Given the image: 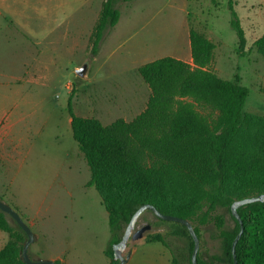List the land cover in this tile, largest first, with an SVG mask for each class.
Returning a JSON list of instances; mask_svg holds the SVG:
<instances>
[{
  "label": "rangeland",
  "instance_id": "1",
  "mask_svg": "<svg viewBox=\"0 0 264 264\" xmlns=\"http://www.w3.org/2000/svg\"><path fill=\"white\" fill-rule=\"evenodd\" d=\"M8 2L10 7L0 5V30L7 27V37L0 36V70L5 74L18 70L12 88L30 98L28 130L36 133L22 164L14 129L12 142L0 143V154L12 157L0 155V200L29 226L34 241L27 253L33 259L110 264L104 254L111 236L108 215L98 193L85 187L90 172L72 137L69 97L77 116L95 118L103 125L117 119L131 121L149 96L136 67L164 56L186 58L193 28L215 45L210 69L224 80L239 77L248 89L244 110L264 115V48L255 45L264 33V0H235L245 35L242 47L229 24L227 0L118 1L119 22L104 32L95 54L92 33L103 0ZM82 65L85 77L75 73ZM222 212L226 227L232 228L229 215ZM144 215L150 230L141 239L129 240L123 255L155 233L163 235L174 254L183 251L185 244L173 234L174 225L151 213ZM146 220L138 218L136 229ZM8 221L16 227L9 216ZM7 240L0 231V248ZM137 248L128 264H171L172 251L159 242L146 241ZM198 251L221 253L212 226L202 231Z\"/></svg>",
  "mask_w": 264,
  "mask_h": 264
},
{
  "label": "trees",
  "instance_id": "2",
  "mask_svg": "<svg viewBox=\"0 0 264 264\" xmlns=\"http://www.w3.org/2000/svg\"><path fill=\"white\" fill-rule=\"evenodd\" d=\"M118 1L131 0L102 2L92 33V54L104 32L119 21ZM227 7L230 27L242 47L245 35L235 0H227ZM189 42L192 65L164 56L138 68L150 94L145 108L131 121L117 119L103 125L95 118L77 116L71 96L68 99L72 137L90 172L85 187L98 193L108 215L111 236L104 254L110 264H118L113 245L143 204L189 221L199 241L202 231L213 227L221 253L198 251L197 264H234L231 247L240 224L230 207L237 200L264 194V115L244 110L248 89L239 77L224 80L210 69L212 41L190 28ZM255 45L264 48V33ZM222 211L232 220V228L226 227ZM144 213L151 212L139 216L146 220ZM237 213L243 227L235 247L237 264H264V202L242 205ZM152 216L174 225L173 234L185 246L174 254L161 233L146 236V241L169 248L171 264H192L194 242L187 228ZM0 231L8 237L0 248V264H25L20 253L26 235L2 212ZM29 257L35 260L30 253Z\"/></svg>",
  "mask_w": 264,
  "mask_h": 264
},
{
  "label": "water",
  "instance_id": "3",
  "mask_svg": "<svg viewBox=\"0 0 264 264\" xmlns=\"http://www.w3.org/2000/svg\"><path fill=\"white\" fill-rule=\"evenodd\" d=\"M75 73L79 77H85L86 76V65H82L76 68ZM254 202H264V194H259L253 197H248V198H243L241 200H237L233 202L230 207L232 216L240 224L239 232L236 235L235 239L233 240L232 247H231L234 264H237L236 258H235V247L243 231L242 222L237 213V208H239L242 205L254 203ZM144 211H150L154 216H156L160 220L168 221V222H176V223H180L181 225L185 226L189 232V235L191 236L194 242L190 261L192 264H197L196 257H197V253L199 249V239L196 236L191 223L185 219H182L176 216L162 214L150 204L141 205L132 215L130 221L128 222L123 232L121 240L115 245H113V259L115 261H118V264H126L130 258L131 251H128L125 255H123L122 252L126 248L128 241L129 240L135 241V240L141 239L144 236V234L150 230L151 228L150 224H146L140 227L139 229H136V223L138 221V218ZM0 212L9 216L26 235V240L23 243L21 253H20V259L25 264H55V262L50 259L32 260L27 253L28 247L34 241V235L32 234L29 226L24 222V220L20 217V215L10 205L2 202L1 200H0Z\"/></svg>",
  "mask_w": 264,
  "mask_h": 264
},
{
  "label": "crops",
  "instance_id": "4",
  "mask_svg": "<svg viewBox=\"0 0 264 264\" xmlns=\"http://www.w3.org/2000/svg\"><path fill=\"white\" fill-rule=\"evenodd\" d=\"M4 4L7 5V7H10L8 0H0V5H4ZM5 27L2 26V29L0 30V36L2 35L6 36L5 34H6L7 27L6 28ZM188 39H189V33H188ZM188 44H189V51H190V42H188ZM176 59H179L181 61H184L192 65V58H191L190 52L186 58L184 59L176 58ZM153 60H150V61H153ZM150 61H147V62H150ZM145 63L138 65L136 67V71L141 65ZM20 64H21V59H20ZM18 74H19L18 70H17V73H12V70H11V73L9 72L8 74H5V72L0 70V143L5 144V143L12 142L11 131L12 129H14L13 140L20 142V147L22 148L21 149L19 147V154H20L19 161H20V164H22L24 160L27 158V156L29 155V151L31 149V139L36 132L34 131L33 133H29V130H28L27 109L26 108H27L28 101H30L28 99L30 98H28L26 94H23V93L21 94L19 89L12 88V80H13L12 77L14 76V79H16ZM147 90L149 91L148 87H147ZM149 94H150V91H149ZM138 95L139 93L137 92L136 96L138 97ZM0 155L1 157H4V158H8V159L12 158L11 155L9 154H0ZM144 243H146L145 240L138 241L137 243H135V245L132 246L130 250H128V251H131V254L126 264H128L129 261L132 260L134 255L137 253L138 251L137 247L143 245ZM50 260L54 262L57 261L56 258H51Z\"/></svg>",
  "mask_w": 264,
  "mask_h": 264
}]
</instances>
